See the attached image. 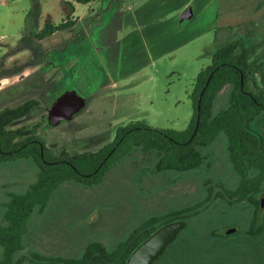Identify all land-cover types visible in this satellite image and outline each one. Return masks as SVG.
I'll use <instances>...</instances> for the list:
<instances>
[{
  "label": "rangeland",
  "instance_id": "rangeland-1",
  "mask_svg": "<svg viewBox=\"0 0 264 264\" xmlns=\"http://www.w3.org/2000/svg\"><path fill=\"white\" fill-rule=\"evenodd\" d=\"M69 1L0 0V111L36 101L30 112L35 118L13 127L38 124L31 134L55 156L97 150L112 141L118 127L134 123L185 129L197 73L231 39L244 37L256 47L253 57L263 65L255 81L263 86L264 0H211L199 9L189 1L172 12H166L164 0H94L73 32L58 29L37 39L46 22L58 24L74 14L75 0ZM187 5L192 16L185 19ZM249 85L256 90L253 80ZM66 89L76 90L86 106L49 125L46 110ZM229 89L218 93L214 113L227 105ZM251 127L264 136V115ZM227 145L219 130L197 147L202 162L184 171L158 169L156 152L128 146L125 154L112 156L96 183L66 181L49 193L44 206L33 207L21 248L5 259L0 245V264L78 258L93 242L111 250L150 218L176 210H189L184 214L190 217L179 220L186 225L166 256L178 246L180 264H264V192L252 194L259 216L251 224L252 206L232 195L242 174ZM38 174L31 157L0 162V221L12 197L23 194ZM250 226L253 236L247 233Z\"/></svg>",
  "mask_w": 264,
  "mask_h": 264
},
{
  "label": "trees",
  "instance_id": "trees-1",
  "mask_svg": "<svg viewBox=\"0 0 264 264\" xmlns=\"http://www.w3.org/2000/svg\"><path fill=\"white\" fill-rule=\"evenodd\" d=\"M75 1L88 3L90 0ZM189 1H196L195 7L198 9L211 2L164 0L166 12L178 10ZM164 15L167 16L166 13ZM73 24L70 16L58 24L46 22L35 37L42 39L55 30L66 29ZM255 52L256 47L244 37L231 39L213 51L211 64L202 68L194 79L189 93L192 116L185 129H159L134 123L118 127L115 140L94 151L62 152L55 156L38 137L31 134L29 126L14 128L17 121L30 113L34 101L1 110L0 162L31 157L39 169L37 180L23 194L12 197L0 221V245L4 246V258L7 259L21 248L25 222L33 207L44 206L49 193L62 183L71 180L96 183L112 156L116 153L125 154L123 152H127V147L131 145H140L146 151L156 152L158 169H192L203 159L197 147L212 141L219 130L224 131L229 156L242 174L240 184L232 195L246 198L252 206L250 223L253 224L259 216V204L252 194L264 192V136L261 131L251 127L256 117L264 115V78L262 87L255 81V73L263 61L253 57ZM250 79L254 81L256 90L250 88ZM226 85L230 88L227 105L214 113L215 99ZM111 147L114 149L111 150ZM188 211L176 210L159 218H150L114 249L108 250L101 242H93L85 247L78 258H47L46 264H124L140 242L166 223L189 218L190 214H184ZM262 226L264 231V215ZM247 233L253 236L255 231L250 226ZM175 242L172 241L169 246ZM176 247L168 256L166 248L153 264H180L179 248Z\"/></svg>",
  "mask_w": 264,
  "mask_h": 264
},
{
  "label": "water",
  "instance_id": "water-1",
  "mask_svg": "<svg viewBox=\"0 0 264 264\" xmlns=\"http://www.w3.org/2000/svg\"><path fill=\"white\" fill-rule=\"evenodd\" d=\"M182 16L185 19L192 16L191 5L183 9ZM85 106V99L76 90L66 89L48 108L47 123L55 125L69 120ZM185 225V221L179 220L162 225L135 247L124 264H153L167 246L176 239Z\"/></svg>",
  "mask_w": 264,
  "mask_h": 264
},
{
  "label": "crops",
  "instance_id": "crops-1",
  "mask_svg": "<svg viewBox=\"0 0 264 264\" xmlns=\"http://www.w3.org/2000/svg\"><path fill=\"white\" fill-rule=\"evenodd\" d=\"M62 1L64 2H67L68 4H70V1L69 0H60V2L62 3ZM127 1V0H125ZM138 1V0H135L134 2L131 1L133 4ZM94 2V0H90L88 3H79V2H76V1H73L71 4V9L73 10L74 14H71L70 17H71V20H73L74 24L70 27L71 28V32H73L76 28H77V24L80 23L81 19L84 18V16L86 15V10L89 8V6ZM113 2H116V0H113ZM147 2V1H144V3ZM130 3V2H129ZM129 3H126L125 6H127L128 8L132 5H130ZM79 5H84V7H79ZM76 11V13H75ZM64 21V20H63ZM54 23V22H53ZM60 23V22H59ZM56 24V23H55ZM81 33L78 34V36L80 35ZM75 39V35L73 36V40Z\"/></svg>",
  "mask_w": 264,
  "mask_h": 264
},
{
  "label": "flooded vegetation",
  "instance_id": "flooded-vegetation-1",
  "mask_svg": "<svg viewBox=\"0 0 264 264\" xmlns=\"http://www.w3.org/2000/svg\"><path fill=\"white\" fill-rule=\"evenodd\" d=\"M44 65V64H43ZM42 65V66H43ZM50 70H51V68H50ZM22 74H24V73H22ZM24 76V75H23ZM27 101H33V100H27ZM27 101H25V102H27ZM35 102V104L31 107V110H32V108L36 105V101H34ZM24 103V102H23ZM23 103H21V104H23ZM21 104H18V105H21ZM18 105H16V106H18ZM16 106H14V107H16ZM50 107V106H49ZM48 107V108H49ZM31 110H30V112H31ZM47 112H48V109L46 110V114H47ZM46 116V115H45ZM35 118V116H30V113L27 115V116H25V117H23L22 118V120L23 119H28V118ZM39 118V120L41 121V122H43V120H44V114H41V116H39L38 117ZM46 121H47V116H46ZM22 126H24V125H22ZM22 126H20V127H22ZM28 126V125H27ZM38 126V124H36V125H32V126H29L31 129L32 128H36V127ZM18 128V127H17ZM32 132V131H31ZM35 140H37L38 141V139L36 138ZM115 140V137L112 139V141H110V142H108V143H106V144H110V143H112L113 141ZM114 149V147H111V150H113Z\"/></svg>",
  "mask_w": 264,
  "mask_h": 264
}]
</instances>
